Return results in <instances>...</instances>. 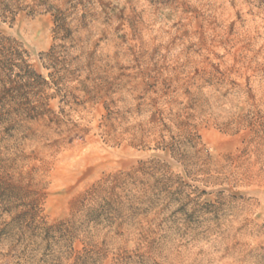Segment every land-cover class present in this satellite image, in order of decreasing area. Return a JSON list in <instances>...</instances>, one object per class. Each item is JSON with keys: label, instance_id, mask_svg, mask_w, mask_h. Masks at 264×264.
Segmentation results:
<instances>
[{"label": "rangeland", "instance_id": "374dc122", "mask_svg": "<svg viewBox=\"0 0 264 264\" xmlns=\"http://www.w3.org/2000/svg\"><path fill=\"white\" fill-rule=\"evenodd\" d=\"M1 29L71 74L33 117L0 69V264H264V0H42Z\"/></svg>", "mask_w": 264, "mask_h": 264}, {"label": "trees", "instance_id": "16d2710c", "mask_svg": "<svg viewBox=\"0 0 264 264\" xmlns=\"http://www.w3.org/2000/svg\"><path fill=\"white\" fill-rule=\"evenodd\" d=\"M41 5L42 0H32L31 3H27V0H0V69L9 66V73L15 74L19 86L30 90H39V94H37L39 96L38 105H29L24 111L29 112L26 114H32L33 117H43L50 112L45 102L49 98L55 97V94L52 96L46 95V89L51 85L59 86L63 76L71 74L66 45L64 43L55 45L48 53L43 55L45 68L51 70L49 73L51 80L47 81L42 76L37 75L25 59L26 52L20 48L14 39L3 34L1 26L4 24L13 25L18 14L23 11L29 10V13H37V9ZM64 23L61 17H57V33H64ZM64 38L65 36L60 40L64 41ZM19 89L21 87L17 89V92L20 91ZM72 132H74L73 129H70L69 133L72 134Z\"/></svg>", "mask_w": 264, "mask_h": 264}]
</instances>
